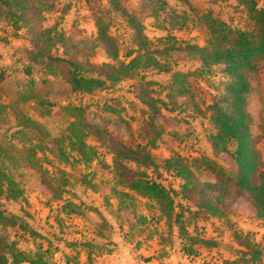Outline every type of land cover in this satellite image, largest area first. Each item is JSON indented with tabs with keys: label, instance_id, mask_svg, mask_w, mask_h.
<instances>
[{
	"label": "rangeland",
	"instance_id": "1",
	"mask_svg": "<svg viewBox=\"0 0 264 264\" xmlns=\"http://www.w3.org/2000/svg\"><path fill=\"white\" fill-rule=\"evenodd\" d=\"M166 1L189 16L186 27L171 30L179 40L177 45L207 43L209 33L199 14L209 11L235 27L247 28L252 24L238 0ZM121 2L129 12L142 19L144 33L151 41L157 43L160 37L168 34L164 22L149 16L142 9L140 0ZM111 7L108 0H56L55 7L45 13L42 26L56 27L71 39L93 37L97 32L94 15L103 13L109 21L111 34L120 43L123 60L126 59L125 52L134 45L133 31L126 19ZM30 37L26 28L15 30L0 17V64L5 70V79L0 85V104H9L29 95L30 99L21 102L20 106L46 127L50 137L59 138H64L69 121L78 114L75 107L82 106L90 127L98 126L107 133L100 134L103 143L93 135L86 138L98 151L97 158L89 163L81 159L65 138L61 144L65 146L67 161L39 150L37 156L49 172L43 174L22 158L20 150L29 145V136L13 138L16 116L9 109L8 121H0V142L11 148L12 158L6 159L5 164L24 189L25 199L12 200L0 194V208L6 215L16 216L15 224L0 223V238L15 242L16 248L30 256L41 253L49 264H146L145 260L152 256L161 259V264H189L187 260L174 257V253L182 248V241L196 250V256L190 260L194 262L192 264H264V219L256 215L255 207L245 197L236 198L233 191L228 193L224 198L226 213L207 217L196 216L193 203L175 195L176 203L180 204L177 210L182 212L187 230L180 238L176 226L173 233L169 232L155 201L132 191L122 195L128 190L119 185L114 176L112 149L115 143L136 147L138 143L144 144L149 135L153 136L156 128L161 130L157 146L149 148L156 167H142L152 179L180 190L181 180L164 168L166 158L174 154L184 156L194 165L202 181H215L234 174L236 165L230 154L214 153L209 140L216 128L208 119L206 107L228 80L221 72L222 66L201 72L200 60L191 53L171 50L167 58L162 59L171 68L170 72H157L151 68L140 70L136 76L117 83L109 82L104 88L82 94L71 89L64 73L48 74L44 63L32 57ZM51 53L64 56L61 46L52 49ZM90 59L99 64L113 62L103 48H97ZM172 71L187 74L185 85L189 87V93L168 96L172 92L169 88ZM249 78L252 90L247 98V109L251 115V130L264 160V61L257 72L249 74ZM149 80L152 83L146 84ZM140 83L151 90L154 97L164 101V105L160 103L161 114L156 116L153 124L150 117L146 119L148 115L144 110L147 107L136 97ZM49 142L58 154L57 145ZM206 158L214 162L215 171L205 166ZM124 161L129 167L138 168L132 160ZM52 177H62L66 181L62 199L54 198L47 185L59 186L57 181H50ZM67 201L78 205L76 212L69 213L67 210L71 207L63 209ZM235 233L241 236L239 241L256 243L261 251L259 260H251L253 249L240 245ZM191 235L210 239L216 245H193ZM161 238L169 240L161 242Z\"/></svg>",
	"mask_w": 264,
	"mask_h": 264
},
{
	"label": "trees",
	"instance_id": "2",
	"mask_svg": "<svg viewBox=\"0 0 264 264\" xmlns=\"http://www.w3.org/2000/svg\"><path fill=\"white\" fill-rule=\"evenodd\" d=\"M108 1L112 6L111 10L120 13L133 31L134 45L125 52L126 59L123 60L120 55V43L111 34L109 21L103 13L94 15L96 35L80 39H71L65 32L58 31L56 27L42 26L45 13L55 7L56 0H0V17L5 18L15 30L26 28L31 35L29 43L33 46L32 57L44 63L48 74L64 73L71 89L82 94L104 88L109 82L117 83L123 78L136 76L140 70L151 68L157 72H170L171 68L162 59L167 58L171 50H186L191 53L200 60L201 72H210L216 65L222 66L221 72L228 77V80L223 90L206 107L209 111L208 119L216 128V131L210 134L209 140L214 153L230 154L236 165L234 174L224 179L217 178L215 181H202L194 165L184 156L174 154L166 158L164 168L181 180L180 190L168 188L163 183L152 179L147 171L142 170V167H156L155 158L149 149L157 146L161 130L156 128L153 136L149 135L144 144L138 143L136 147L127 146L123 142L115 143L112 149L115 180L128 190L122 192V195H129V191H132L155 201L165 218L169 232L173 233V228L176 226L180 238L187 233V230L182 220V212L177 210L180 204L176 203L175 195L178 194L181 198L193 203L195 207L193 213L196 216L215 217L226 213L224 198L233 191L234 197L248 199L255 207L256 215L264 219V160L253 136L251 115L247 109V98L252 90L249 74L257 72L260 63L264 61V0H238L245 7L252 23L247 28L235 27L210 11L199 14V19L206 25L209 33L207 43L199 45L186 42L184 46L177 45L179 40L171 33V30L186 27L189 16L186 12H180L171 7L166 0H140L142 9L155 20H162L166 25L164 27H167L168 34L160 37L157 43L151 41L144 33L142 19L129 12L121 0ZM58 46L62 47L64 56L51 53V50ZM97 48H103L107 57L113 62L99 64L91 61L90 58ZM186 76L184 72L172 71L169 84L172 92L168 96H184L189 93V87L185 85ZM4 79L5 70L0 64V85ZM145 83L151 84L152 80ZM139 87L136 97L147 107L148 111L144 110L148 115L146 119L150 117V123L153 124L156 116L161 114L160 103L164 105V101L154 97L151 90L144 87L143 83H140ZM28 99L30 96L25 95L9 104H0L1 122L8 121L9 109L16 116L13 138L22 139L29 136V145L20 150L27 164L41 170L43 174H48L37 152L47 151L58 155L60 160L67 161L65 146L61 144L65 139L84 162L89 163L97 158L96 147L89 144L86 138L93 135L103 143L100 134H105L107 131L98 126L90 127L83 116L82 106L75 107L78 114L69 121L64 139L50 137L46 127L20 106L21 102H26ZM146 123L148 124L145 121ZM49 141L57 145L58 154ZM9 151L11 148L3 146L0 142V194H5L12 200L25 199L24 189L5 164L6 159L12 158ZM124 160H132L138 168L129 167ZM204 164L215 171L214 162L209 158L205 159ZM50 181H57L59 184L58 187L47 184L53 191V197L62 199V187L66 181L62 177H52ZM230 182L231 185L228 186L227 183ZM67 208L70 209L67 210ZM63 209L73 213L77 211L78 205L67 201ZM15 218L16 216L6 215L0 208V223L15 224ZM235 236L240 245L253 249L251 260L260 259L261 251L256 247L255 242L239 241L241 236L238 233H235ZM189 237L193 245L196 243L205 246L216 245L210 239L192 235ZM182 249L188 255L196 253L195 249L187 246L183 241ZM87 259L90 261V254L87 255ZM25 261L32 264L50 263L41 253L30 256L16 248L15 242H10L4 237L0 238V264H19ZM53 264L59 263L53 262Z\"/></svg>",
	"mask_w": 264,
	"mask_h": 264
},
{
	"label": "crops",
	"instance_id": "3",
	"mask_svg": "<svg viewBox=\"0 0 264 264\" xmlns=\"http://www.w3.org/2000/svg\"><path fill=\"white\" fill-rule=\"evenodd\" d=\"M162 240H169V239H163L161 238L159 241L163 242ZM146 255V254H145ZM146 256H152V254H147ZM193 256H196L195 254H191V255H188L187 253H185V251L180 247L175 253H174V257L177 259V260H181V261H186L189 263V264H192L194 262H191L190 260H193ZM164 259L166 257H163ZM146 261V264H161V259H157L156 257L152 256L151 258H148ZM182 264H185L182 263Z\"/></svg>",
	"mask_w": 264,
	"mask_h": 264
}]
</instances>
